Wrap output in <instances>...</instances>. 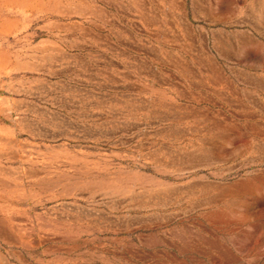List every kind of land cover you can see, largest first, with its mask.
I'll return each instance as SVG.
<instances>
[{
    "label": "rangeland",
    "instance_id": "374dc122",
    "mask_svg": "<svg viewBox=\"0 0 264 264\" xmlns=\"http://www.w3.org/2000/svg\"><path fill=\"white\" fill-rule=\"evenodd\" d=\"M0 264H264V0H0Z\"/></svg>",
    "mask_w": 264,
    "mask_h": 264
}]
</instances>
